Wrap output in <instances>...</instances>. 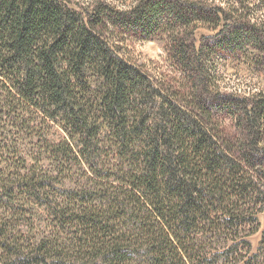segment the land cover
<instances>
[{
	"label": "trees",
	"instance_id": "1",
	"mask_svg": "<svg viewBox=\"0 0 264 264\" xmlns=\"http://www.w3.org/2000/svg\"><path fill=\"white\" fill-rule=\"evenodd\" d=\"M71 3L0 0V264H264V91L197 94L264 52V0ZM143 35L175 77L123 56Z\"/></svg>",
	"mask_w": 264,
	"mask_h": 264
},
{
	"label": "rangeland",
	"instance_id": "2",
	"mask_svg": "<svg viewBox=\"0 0 264 264\" xmlns=\"http://www.w3.org/2000/svg\"><path fill=\"white\" fill-rule=\"evenodd\" d=\"M93 1L94 0H72L69 8L76 11V3L81 6ZM239 14L263 17L264 8L258 5H251L250 10L241 9ZM215 34V32H210L203 27L199 28L195 33L196 47H199L202 40L211 38ZM117 36L119 35L117 34ZM149 38L145 40V36L143 35L142 37H138L137 40L132 37L126 39V42L121 43V53L131 61L142 64L151 75L163 73L167 75V77H175L174 71H172L173 68L170 67V63L166 62L168 54L165 44L160 42L161 37L156 35V40H152L151 37ZM120 39H122V37ZM162 39L167 40L168 37L164 35ZM207 41L211 42L210 39ZM254 48L255 46L252 44L246 45L240 52V55L245 58L238 59V61L231 60L230 58L222 59L220 56L214 57L212 61L214 65L211 71L215 77L214 86H216V88L207 91L203 86L200 87L197 94L201 100L205 101L207 104H212L216 102L215 100L234 93L235 90L238 91L237 94L264 91V79L258 76L256 63L258 62L259 64V62L262 61L261 59H264V52L262 53L260 51L249 54L250 52H256ZM251 55L253 58H251ZM220 118H226L224 122L232 127V121L229 115H223L220 116ZM259 221L262 227L261 230H263L264 213L259 216ZM260 237L261 233L251 238L254 250L258 247Z\"/></svg>",
	"mask_w": 264,
	"mask_h": 264
}]
</instances>
